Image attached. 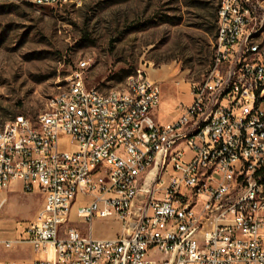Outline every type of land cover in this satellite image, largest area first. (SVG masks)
I'll use <instances>...</instances> for the list:
<instances>
[{
	"label": "built area",
	"instance_id": "2783aa9c",
	"mask_svg": "<svg viewBox=\"0 0 264 264\" xmlns=\"http://www.w3.org/2000/svg\"><path fill=\"white\" fill-rule=\"evenodd\" d=\"M37 1L79 7L86 0ZM258 11L251 0H219L210 69L191 84L190 103H180L175 121L152 115L162 95L156 82L138 74L124 94L102 93L86 85L81 61L65 84L70 95L52 113L0 125V207L16 182L42 194L35 218L0 247L29 244L44 253L33 264H264V35L252 38ZM229 75H236L233 94H225ZM216 93L225 94L224 106H216ZM188 117L201 121L196 137H188ZM219 198H227L225 208H217ZM75 216L88 233L73 225ZM108 218L122 232L94 236L93 223Z\"/></svg>",
	"mask_w": 264,
	"mask_h": 264
},
{
	"label": "rangeland",
	"instance_id": "374dc122",
	"mask_svg": "<svg viewBox=\"0 0 264 264\" xmlns=\"http://www.w3.org/2000/svg\"><path fill=\"white\" fill-rule=\"evenodd\" d=\"M251 1L259 4L261 15L264 0ZM218 3L86 0L75 7L0 0V125L19 114L35 118L81 61L88 66L86 85L102 93L122 89L129 76L142 74L160 86L164 108H172L177 100L188 105L191 84L203 81L210 69ZM5 192L0 240L15 238L42 206L38 190L25 192L11 185ZM73 222L88 233L80 218L75 216ZM121 232L113 218L92 225L97 237ZM14 248L0 253L40 256L26 244Z\"/></svg>",
	"mask_w": 264,
	"mask_h": 264
},
{
	"label": "bare ground",
	"instance_id": "6f19581e",
	"mask_svg": "<svg viewBox=\"0 0 264 264\" xmlns=\"http://www.w3.org/2000/svg\"><path fill=\"white\" fill-rule=\"evenodd\" d=\"M8 1H19V0H8ZM38 6H47L44 1L28 0ZM259 5V4H257ZM264 35V13L261 17L260 23L252 31V38H261ZM244 46L252 47L251 38H244ZM236 67H244V58L236 57ZM236 92V75H229L228 85L225 86V94H233ZM71 85H65L60 92L55 95L48 97L46 100L45 107H43L42 113H52V107H59V101L64 99V96L70 95ZM124 94V87L122 89H116L111 91V95ZM224 93H216V106H224L225 101ZM24 115V114H21ZM14 117L7 123H13ZM186 125H191L188 128V137H196L201 131V121H196V117L186 118ZM11 140H19V133H11ZM162 161H169V154H162ZM158 174L167 175V166L158 165ZM264 181V175H262V182ZM227 205V198H219L217 201V208H225Z\"/></svg>",
	"mask_w": 264,
	"mask_h": 264
},
{
	"label": "crops",
	"instance_id": "0c3cea01",
	"mask_svg": "<svg viewBox=\"0 0 264 264\" xmlns=\"http://www.w3.org/2000/svg\"><path fill=\"white\" fill-rule=\"evenodd\" d=\"M190 98H191V95H190ZM190 100H189V103H190ZM182 112H183V110L180 107L179 100L176 101V104L174 106H172V108H168V106H167V108H164L163 102H162V95H161V102H160L159 106L153 110L152 113H153V116L156 119V121H158L159 123H168V122H172V121H175L176 119H178L180 117V115L182 114ZM12 185L21 187V184L19 182L13 183ZM5 191L3 192L2 196H4L6 194ZM26 245L30 246L29 244H26ZM1 249H5V248L1 246L0 251H1ZM12 249H5V250H12ZM14 252L15 253L19 252L18 247L14 248ZM41 255H44V253H40V256ZM38 257L39 256H34L32 258H24V257L10 256V255H5V254L2 255L0 253V261L3 262L4 264H26V263L33 264L34 261Z\"/></svg>",
	"mask_w": 264,
	"mask_h": 264
},
{
	"label": "trees",
	"instance_id": "16d2710c",
	"mask_svg": "<svg viewBox=\"0 0 264 264\" xmlns=\"http://www.w3.org/2000/svg\"><path fill=\"white\" fill-rule=\"evenodd\" d=\"M216 21H217V10H216ZM216 28H217V22H216Z\"/></svg>",
	"mask_w": 264,
	"mask_h": 264
}]
</instances>
